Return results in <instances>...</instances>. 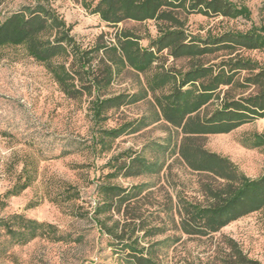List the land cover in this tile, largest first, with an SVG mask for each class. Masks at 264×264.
<instances>
[{"label": "trees", "instance_id": "obj_1", "mask_svg": "<svg viewBox=\"0 0 264 264\" xmlns=\"http://www.w3.org/2000/svg\"><path fill=\"white\" fill-rule=\"evenodd\" d=\"M77 1L114 30L84 45L53 0H29L6 11V0H0V47L23 46L65 95L87 102L92 147L100 154L112 150L116 138L164 122L162 141L111 155L98 177L92 216L109 237L112 253L122 264H264L221 232L232 221L264 211V173L250 177L231 158L207 147L209 134L264 118V62L244 53L264 49V23L201 34L181 15L251 19L250 8L234 0ZM128 70L144 75L138 88L112 91ZM142 100L147 104L142 114L122 115L116 125H105L114 112ZM248 136L251 147L264 146V130ZM176 163L199 176L196 192L186 190L173 170ZM37 172L25 161L5 195L31 186ZM140 176L150 179L113 182ZM80 196L76 186H62V201ZM0 226L22 243L48 229L57 232L53 224L21 213L0 217ZM189 242L196 252L187 248ZM180 246L186 254L172 263L170 251L176 254Z\"/></svg>", "mask_w": 264, "mask_h": 264}, {"label": "rangeland", "instance_id": "obj_2", "mask_svg": "<svg viewBox=\"0 0 264 264\" xmlns=\"http://www.w3.org/2000/svg\"><path fill=\"white\" fill-rule=\"evenodd\" d=\"M29 0H6L4 11L16 9ZM246 4L251 19L221 15H187L194 32L206 34L227 29L246 30L253 23H264V0H234ZM55 7L73 24V34L84 45L92 44L97 35L114 28L90 13L77 0H53ZM156 34L154 23H147ZM130 26L131 23L119 26ZM143 40V44H147ZM264 62V49L244 50ZM182 59L177 60L181 64ZM136 72H124L112 85L118 92L138 88ZM147 107L142 100L122 107L105 123L114 126L122 115L142 114ZM264 130V118L245 123L227 133L209 134L207 147L231 158L250 177L264 173V146L251 147L249 134ZM93 122L85 101L69 98L59 88L45 66L30 56L23 46L0 47V217L21 213L53 224L51 229L22 243L0 226V264H122L108 247V236L101 232L92 212L97 200L98 177L108 158L127 148L140 150L145 144L162 141L167 135L164 122L153 123L139 132L115 139L109 152L100 154L92 147ZM149 157L153 152L146 151ZM25 161L37 167V178L17 195L6 196ZM174 172L185 183L189 194L196 192L199 176L176 163ZM150 177H119L113 182L128 185ZM72 184L80 198L62 201V186ZM221 232L240 241L251 257L264 263V211H256L226 225ZM187 248L197 251L193 242ZM202 248V247H200ZM185 247H179L173 259L182 258ZM180 260V259H179ZM183 262V261H180ZM181 264V263H179Z\"/></svg>", "mask_w": 264, "mask_h": 264}]
</instances>
